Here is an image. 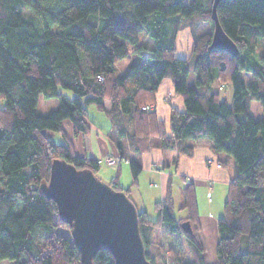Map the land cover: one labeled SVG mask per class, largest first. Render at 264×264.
<instances>
[{
    "label": "trees",
    "instance_id": "trees-1",
    "mask_svg": "<svg viewBox=\"0 0 264 264\" xmlns=\"http://www.w3.org/2000/svg\"><path fill=\"white\" fill-rule=\"evenodd\" d=\"M212 2L0 0V262L80 264L72 240L56 238L38 252L32 239L36 230L68 228L39 189L48 181L51 162L64 160L94 175L99 169L95 160L74 156L66 138L56 144L45 133L65 137L62 123L68 121L74 136L88 134L86 108L93 106L109 118L107 136L117 154L131 155V186L142 171L140 157L152 147L191 155L194 142L206 139L220 166L231 161L234 177L216 223L213 264H264V118L251 115L253 101L264 115V53L256 55L264 40V0H222L217 5L219 24L237 47L235 57L208 49ZM23 11L36 19L26 20ZM196 21L206 23L209 31L195 34ZM182 23L189 24L193 40L186 59L175 49ZM128 57L129 64L118 72L115 65ZM190 72L193 87L187 85ZM244 75H249V84ZM164 79L184 107H170L169 134L155 111L145 108L155 103ZM215 84L231 88L229 103L214 91ZM39 97L55 99L56 107L39 112ZM181 180L178 208L169 178L164 199L154 204L156 217L150 220L137 210L150 264L155 263L147 251L149 233L158 227L162 248L170 253L168 259L162 255L163 264H206L195 190ZM109 185L122 190L115 180ZM122 191L127 194L128 189ZM179 213L184 215L180 222ZM182 235L191 261H182L176 252ZM93 264L114 260L103 250Z\"/></svg>",
    "mask_w": 264,
    "mask_h": 264
},
{
    "label": "crops",
    "instance_id": "crops-1",
    "mask_svg": "<svg viewBox=\"0 0 264 264\" xmlns=\"http://www.w3.org/2000/svg\"><path fill=\"white\" fill-rule=\"evenodd\" d=\"M128 64L129 62L126 66ZM125 67L120 68L119 72L123 71ZM214 91L218 92L215 86ZM229 99L231 100V94ZM223 100L227 103L230 102L226 98ZM170 107H174L178 111L184 110L181 97L174 93L170 80L164 79L155 94V103L151 106V111L154 110L158 119L164 122L166 134L170 133ZM109 108V103L105 102L104 109L108 111ZM92 114L96 118L94 121H91L86 117V122L89 126V133L86 135L74 136L68 121L62 123L65 137L58 133L47 132L45 134L57 144H63L66 142L65 138H71L72 152L76 157H84L92 160H101L106 156L121 157L117 154L112 142L107 136L110 129L108 117L105 116L106 119L103 120L101 112H99V115ZM194 144L195 146L191 155L179 154L176 151H163L157 147L150 148V150L140 157L142 171L137 178V183L133 186H131L132 179L130 184L127 185L129 183L127 179L130 178L127 167L122 174L123 164L128 166L131 155L124 157L125 160H122L118 169H109L102 179L108 184L115 180L122 190L128 189L127 195L136 209L145 214V210L140 206L143 205L142 200L140 199L139 207L136 204L138 200L132 197V190L135 186L139 187L144 173H152V179L159 182L158 191L152 190V205L164 199L167 182L171 178L173 202L174 206L178 208L181 205L180 190L183 182L181 177L191 182L195 190L200 231L204 238V260L206 264H210L215 262V246L217 243L216 223L223 215V212H220L219 208L221 207V200L225 201L227 197V186L234 177V167L231 161L226 162L225 166L219 168L213 164H207V159L218 161V156L212 151L210 142L206 139H199ZM122 179L124 182H121ZM176 200L178 201L176 202Z\"/></svg>",
    "mask_w": 264,
    "mask_h": 264
},
{
    "label": "water",
    "instance_id": "water-1",
    "mask_svg": "<svg viewBox=\"0 0 264 264\" xmlns=\"http://www.w3.org/2000/svg\"><path fill=\"white\" fill-rule=\"evenodd\" d=\"M213 0V31L209 50L238 55L235 44L222 30ZM46 199L55 204L59 220L70 228L80 264H93L98 251H108L114 264H150L140 236L138 211L127 196L100 180L91 170L76 169L64 160L54 159L49 178L39 186Z\"/></svg>",
    "mask_w": 264,
    "mask_h": 264
},
{
    "label": "rangeland",
    "instance_id": "rangeland-1",
    "mask_svg": "<svg viewBox=\"0 0 264 264\" xmlns=\"http://www.w3.org/2000/svg\"><path fill=\"white\" fill-rule=\"evenodd\" d=\"M23 17L26 20H28V18L36 19L33 17V15L29 11H23ZM38 26L41 27V24H39ZM208 28H209L208 25L206 23L201 22V21H196L194 24H192V30L195 31V34L206 33L209 31ZM192 41H193L192 40V32H191V29L189 27V24L188 23H182L181 29L177 32V35H176V42H175L176 55L178 57L189 58V56L191 55ZM263 53H264V40H262L260 42V45L256 49V55L257 56H260ZM128 62H130V57L118 62L116 65L117 71L119 72V69L125 67ZM244 80H245L246 84H249V82H250L249 75H244ZM187 85L189 87L194 86V77H193L192 72H190V75L187 79ZM215 88L217 89V91H218V93L222 99L226 98L227 101L230 100L229 96L231 94V88L229 86H224V85L221 86L220 84H215ZM65 94H67L69 97H71L70 93L66 92ZM105 102L107 103V101H105ZM1 104H2V102L0 101V106H1ZM56 105H57V101L55 99L45 100L42 97H39L38 103H37V110L41 113H45V112H48L49 110L55 108ZM151 106H152V104H149L148 106H145V108L146 107L148 108ZM149 110H151V109H149ZM92 113L99 115V111L95 110V108L93 106H90L87 108V118L91 121H94V119L96 117H94V115ZM101 115H102L101 116L102 119L105 120L106 115H104L102 113H101ZM251 115L255 119L264 118L262 110L256 101H253L251 103ZM108 120H109V118H108ZM66 141L69 142L71 145V142H72L71 138H67ZM71 149H72V147H71ZM108 157L118 158L120 161L119 165L108 166L106 164V161H105V159ZM122 160H125V158L124 157H118V156H106L105 158H103L101 160H95L97 162V164L99 165V169H98L96 176L100 180L105 182L102 179V178H104V174H106V172L109 169H111V170H113L114 168L118 169L122 163ZM209 161H211L214 166H215V163H217V161H214L213 159H207L206 163L208 164ZM209 165H211V163ZM126 167L128 169L127 172H129V177H130L127 179V180H129V183H127V185H128V184H130V181H131V174H130L129 167L125 166V164H123V167H122V174L124 173V169ZM121 182H124V180L122 179ZM110 183H112V181ZM158 186H159V182L157 180L152 179V173H148V174L144 173L142 176V180L140 182L139 187L135 186V188L132 190V197H135L138 200L136 202V204L139 206L140 199L142 200L143 205H140V206H142V208L145 210L146 216L150 220H153L156 217V214L154 212V203L152 205V198H153L152 190L158 191V188H159ZM177 201L178 200H176V202ZM223 202L224 201L221 200V207L219 208L220 212H223ZM139 212H141V211H139ZM183 216L184 215L181 213H179L177 215L178 222H180L181 220H184V218H182ZM161 234H162V228L161 227L151 229V231L149 233V241H148V245H149L148 249L149 250H147V251H149L148 254L150 255V257L151 258L153 257L155 264H163L162 255L167 259L170 257V253H168L169 251L167 252V250L165 248H162L163 242H162ZM56 238H65V239L72 240L71 235H70V228L69 227L68 228L57 227L54 230L50 231L49 233L42 231V230H36V232L33 236V239H32V244L38 252H41L43 249L46 248V246H48L50 241H53ZM185 238H186L185 235L178 237L179 241H181L182 244L180 245V247L176 248V252L178 253V255L182 261L187 262V261H191L192 257H191V254L189 253L188 248L185 245ZM244 249H245V239L243 238L241 250L243 251ZM0 264H10V262L5 260V261L0 262ZM210 264H213V263H210Z\"/></svg>",
    "mask_w": 264,
    "mask_h": 264
},
{
    "label": "built area",
    "instance_id": "built-area-1",
    "mask_svg": "<svg viewBox=\"0 0 264 264\" xmlns=\"http://www.w3.org/2000/svg\"><path fill=\"white\" fill-rule=\"evenodd\" d=\"M146 109H151V107H146ZM145 109V110H146ZM105 161H106V164L108 165V166H115V165H119V163H120V161H119V159L118 158H112V157H108V158H106L105 159ZM213 164L211 161H209L208 162V164ZM215 163V162H214ZM215 166L217 167V168H219L220 167V165L218 164V163H215Z\"/></svg>",
    "mask_w": 264,
    "mask_h": 264
},
{
    "label": "bare ground",
    "instance_id": "bare-ground-1",
    "mask_svg": "<svg viewBox=\"0 0 264 264\" xmlns=\"http://www.w3.org/2000/svg\"><path fill=\"white\" fill-rule=\"evenodd\" d=\"M200 230V229H199Z\"/></svg>",
    "mask_w": 264,
    "mask_h": 264
}]
</instances>
